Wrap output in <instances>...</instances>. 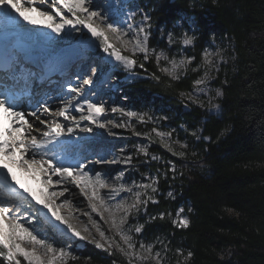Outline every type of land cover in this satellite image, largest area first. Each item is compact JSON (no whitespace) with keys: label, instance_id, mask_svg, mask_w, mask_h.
<instances>
[{"label":"snow or ice","instance_id":"6c2138e0","mask_svg":"<svg viewBox=\"0 0 264 264\" xmlns=\"http://www.w3.org/2000/svg\"><path fill=\"white\" fill-rule=\"evenodd\" d=\"M93 2L94 0H0V16L4 21L0 26V264H22L21 258L25 264L66 262L70 254L64 248L54 247L41 235L40 230L32 227L30 217L16 213L25 204L32 209L34 202L41 206L35 211L40 213L45 221L48 216L43 212L44 209L56 221L65 224L73 236L83 240L80 232L76 231L60 212L62 207H70L71 201L65 198L62 203H56L69 189L64 187L59 192L52 189L55 185L67 183L79 188L81 195H87L90 200H102L99 190L107 187V184L99 172L93 177L85 171L87 165L82 162L79 154L82 147L79 140L85 138L74 140L73 137L77 131L91 133L93 125L108 130L109 136L115 135L109 125L117 128L126 126L123 122H116L106 116V106L103 102L85 100L83 104L74 105L72 101L81 95L82 89L79 85L67 84V93H75L67 102H63L65 85H60L63 106L55 111L50 110V97L33 103L30 92L25 91L22 94L14 91L19 85H23L27 90L36 79H50L55 74L64 75L67 65L82 55L75 49L64 50L56 47L59 44L56 37H62L63 34V37L70 38L73 31L86 30L92 38L88 42L89 46L95 45L102 49L109 58H114L128 71L137 65L141 69L144 68L138 54L142 55L143 61L149 60L150 56L155 54L158 67L162 59L171 65L160 67V71L172 80H179L183 74L179 70L184 68L186 71L194 59L190 57L177 63L175 58L169 59L163 52L155 53V49L149 47L150 16L144 14L136 26L129 23L134 19L135 12L124 11L128 0H105L103 9H94ZM188 22L194 23V18H188ZM25 25L49 31L33 33ZM21 34H26L31 43L21 46L18 43ZM39 37L46 38L49 45L40 47ZM96 41L98 45L95 44ZM169 42H172L171 33ZM193 43L194 37L185 33L183 45L187 47ZM211 56L212 53L204 49V62L214 67ZM91 71L92 76L82 79L83 85L94 83L92 77L96 75V69ZM208 76L209 72L205 71L204 76L194 81V84H205ZM76 78L80 80L81 75L77 74ZM153 78L159 79L155 74ZM23 95L28 96L27 104L22 98ZM222 95L223 92L217 89L216 96ZM212 107L219 111V105ZM110 111L113 114L120 113L122 117L147 122L145 113L125 111L119 107H111ZM73 112L79 113V117L73 115ZM147 119L150 120L151 117ZM84 122H87V125L82 127ZM153 131L161 138L162 143L165 137L170 138L172 135L171 132L165 133L156 129ZM165 147L174 156L185 155L184 152L174 151L171 144H165ZM139 151L147 155L145 148H140ZM152 159L157 160L158 157L152 156ZM116 179L121 180L122 174ZM155 184L156 181L153 180L151 184L138 186L144 189L143 195L146 198L141 200V193H135L136 201L131 205V209H138V205L147 207L149 201L156 203L153 195L148 194L149 190L153 194L158 191ZM118 191L132 192V188L125 189V186L120 184ZM91 207L96 211L95 204ZM183 212V208L178 210L173 223L180 228H188L189 220L181 215ZM127 213L128 209H125V216ZM160 218L162 219L163 215ZM123 223L124 217L121 218L120 225L113 221L122 242H116L115 247L126 258V264H163L164 257L161 253H166L167 245L159 251H154V244L137 242L121 227ZM142 229L143 225L134 226L135 233H141ZM100 236L103 238L104 232L101 231ZM95 247L108 252L99 242ZM108 255L115 253L108 252ZM192 255L189 251L185 259L191 258Z\"/></svg>","mask_w":264,"mask_h":264},{"label":"trees","instance_id":"16d2710c","mask_svg":"<svg viewBox=\"0 0 264 264\" xmlns=\"http://www.w3.org/2000/svg\"><path fill=\"white\" fill-rule=\"evenodd\" d=\"M144 3L157 26H169L180 13L194 18L191 51L195 62L213 38L227 43L228 55L216 76L223 92L220 115L183 97L197 79L192 69L172 80L161 73L156 61L140 60L147 77L124 85L137 105L141 100L164 104L176 125L201 127L208 137L193 158L168 154L175 171L170 166H153L162 195L152 205L155 219H145V232L148 236L166 234L173 252L182 243L185 252L193 254L187 260L163 264H264V0ZM156 148L164 151L159 144ZM169 187L176 189L177 202L190 205L188 228L174 225L169 216L178 204L163 196ZM114 253L108 255L86 244L76 250L69 264H126L122 254Z\"/></svg>","mask_w":264,"mask_h":264},{"label":"rangeland","instance_id":"374dc122","mask_svg":"<svg viewBox=\"0 0 264 264\" xmlns=\"http://www.w3.org/2000/svg\"><path fill=\"white\" fill-rule=\"evenodd\" d=\"M104 6L105 0H102L100 4L96 5V8L99 9ZM124 11L135 12L134 19L129 21V23H132L134 26L142 20L144 14L149 15L151 18L150 10L146 7L144 0H128V3L124 5ZM188 18L193 17L189 16L187 13H180L177 20L172 22L169 26H157L151 18L149 21L151 24L149 47L155 49V53L163 52L169 59L175 58L177 63L182 60H187L190 57L194 58L191 51L194 43L193 45L187 47L183 45L185 33L195 38L194 23L190 24L188 22ZM3 23V17L0 16V26H2ZM27 26L28 25H25V27L33 33L48 32L47 29L38 30V28H36L37 30H35L34 27L31 26L30 28V26ZM169 33L172 35L171 43L169 42ZM21 36L28 38L26 34H21ZM62 37H56L59 41L57 46L73 45L74 49L82 53V55L78 57L75 70L70 75V78L64 88V91H67L68 83H71L72 85L74 84L75 86H81V95L77 96L76 100L72 101L73 104L75 105L76 103H81V101L90 100L88 97L89 93H91V101L105 103L106 116L108 118L113 119L116 122H123L126 126L117 128L109 125V129L115 133V135L109 136L108 130L100 129L93 125V131L91 133L77 131L76 135L73 137L74 140H79L80 137L85 138L83 140H79V143L82 146L79 154L82 162L87 165L85 171L93 177H95V174L99 172L107 184V187L99 190V195L103 198L102 200H90L87 195L78 194V196H82L80 197V200L76 197L75 200H70V207H62L60 209L61 214L64 215L68 223H70L72 227L76 231L80 232V235L84 237L83 240L79 239V237L73 236L72 233L67 230V226L59 221H56L54 217H51V214L47 213L46 209L43 210V212L48 216V220L45 221L41 214L35 211L36 208H40L41 206L36 205L34 202L32 209H29L25 204L21 206L20 211L16 214L30 217L32 219V227L40 230L41 235L47 238L54 247L64 248L65 251L70 254L66 262H58V264H69V262L73 259L76 250L84 248L86 244H92L95 246L96 243L99 242L108 249V252H118L115 245L116 242L121 241L119 235L117 234V228L113 225V221H115L117 225H120L122 217H124V223L121 227L125 231H128V234L137 242L154 244V251H159L164 247V245H167L166 253H161L164 257L163 263L169 262L171 259L176 261L179 259L185 260L188 255V253L185 252L187 250L185 245L178 243L175 245L176 252H173L174 250L172 249L171 241L166 234L157 233L153 236H148L146 234L144 226L145 219L147 221L150 217H153L155 211L154 208H152V205L155 203L149 201L147 207L138 205V209H131V205L136 201L135 193L137 192L141 193V200L146 198L143 195L144 189L138 186L142 184H151L153 180L156 181L154 186L158 189V191L153 194L149 190L148 194L153 195V199L156 203L158 202L160 195H162V191L160 190L158 171L156 172L153 166L161 165L164 168L170 166L171 171L176 170L172 159L168 155H172V152L165 147V144H171L174 151L184 152V156H190L193 158L192 156L200 154L201 141L207 140L204 139L205 137L203 136L202 128H193L184 123L176 125L174 122V116L171 111L167 110L164 104L141 100L137 105L134 101H132L127 96L124 85L136 81L137 78V80H139L140 78L147 77V72L144 68L141 69L138 65L131 71L125 70L119 62L114 60V58H109L107 54L102 51V49H99L95 45L89 46L88 42L92 38L86 30H82V32L73 31L70 38ZM30 41L31 40L27 39V43H30ZM38 44L40 47H47L49 42L46 38L39 37ZM95 44L98 45V41H96ZM226 48V42L213 38L208 42L204 49H208V51L212 53L210 58L215 63L214 67L207 65L204 62L203 49L202 56L198 62H195L194 58L192 63L187 66L186 71L184 68L179 70L183 73L182 75H184L187 71L192 69L193 72L197 73V79L202 78L205 71L209 72V76L205 84L198 86L193 84L192 88L187 92H183L182 95L188 102L204 108L210 114L220 115L222 113V105L220 102L222 96H216V90H221L216 83V76L220 66L228 59ZM217 53L219 55H217ZM138 57L139 60H143L141 54H138ZM221 57H223V59H221ZM80 58L81 60L85 59L83 64L79 63ZM149 60L156 61L155 54L151 55ZM95 61H97L96 64ZM94 64L96 65V75L92 77L94 83L92 85H83L82 79L87 76H92L91 70L94 69ZM164 66L171 67L167 61L162 59L160 67ZM193 69L196 70L194 71ZM77 74L81 75L80 80H77ZM103 83L104 85L102 87L97 88L99 84L102 85ZM70 94L71 93H68V96ZM47 97L51 98V96ZM100 97L103 99L101 100ZM68 99L65 102H67ZM53 102L54 101L50 102L51 111H55L58 107L63 105L58 102H54L53 105ZM213 105H219V111L215 107H212ZM111 107L124 108L125 111L145 113L147 114V122H140L136 118L129 119L126 116L122 117L120 113L113 114L110 111ZM73 115L78 118L80 114L73 112ZM147 117H151V119L148 120ZM86 125L87 122H84L82 127ZM153 129L165 133L171 132L172 135L170 138L165 137L164 142L162 143L161 138L156 136V132H154ZM136 133H139V135ZM193 133H195V135H193ZM99 142H102L103 144L97 146V153L109 152L112 155V158L104 160V164L107 165L106 168H97V164H95V162L88 161L85 157H83L86 152H91L90 154L93 153L92 156H95L96 152L94 151V147L97 143L99 144ZM157 144H159L161 149L164 151L158 150L156 148ZM140 148H145L147 155H145L144 152L139 151ZM152 156H156L158 159L153 160ZM129 160L130 162H125ZM121 174L122 179L117 180L116 178L121 176ZM66 184L67 183L62 184V186L66 187ZM120 184H123L125 189L131 187L132 192L118 191ZM68 187H70V190H73L74 188L71 184H68ZM60 188L61 186L55 185L52 190L59 192L61 191ZM169 193H171V195H169ZM163 196L177 202L178 195L174 187H169L168 191ZM62 202L63 200L60 199L56 201L57 204ZM177 203L176 207L174 210H171L169 215L172 222L176 219V213L180 208L184 209V212L181 213V215L186 216L189 220L190 205L184 204V202L180 201ZM92 204L96 205V211H93L91 207ZM118 205L120 207H118ZM125 209H128L126 216ZM13 210H15L14 206ZM135 225H143L141 233H135ZM101 231L105 234L103 238L100 236ZM45 259H47V257H45ZM22 260L23 259L21 258V261Z\"/></svg>","mask_w":264,"mask_h":264},{"label":"bare ground","instance_id":"6f19581e","mask_svg":"<svg viewBox=\"0 0 264 264\" xmlns=\"http://www.w3.org/2000/svg\"><path fill=\"white\" fill-rule=\"evenodd\" d=\"M102 2V0H94V2H93V8L94 9H97L96 8V5L97 4H100ZM104 7H101V8H99V9H103ZM27 27H29V25L27 26ZM33 27V26H32ZM30 28H31V26H30ZM35 30H37L36 28H35ZM38 30H41L40 28H38ZM46 30V29H45ZM49 31V30H48ZM48 41V40H47ZM49 42V41H48ZM28 44H30V43H26V45H28ZM70 50H72V49H70ZM78 58H76V59H74L75 60V62H73L72 63V67H73V69L76 67V63H77V60ZM85 62V59L84 60H81V58H80V60H79V63H84ZM97 63V61H95V64ZM94 64V65H95ZM93 65V66H94ZM102 66V65H101ZM105 66V65H104ZM103 66V67H104ZM95 67H96V65L94 66V69H95ZM98 67V66H97ZM102 69V68H101ZM71 71H72V68H71ZM85 73V72H84ZM70 76V75H69ZM72 78V77H71ZM82 85V84H81ZM104 85V83L101 85V84H99L98 86H97V88H99V87H102ZM20 86H23V85H20ZM46 85L44 84L43 86H41L40 87V89H38V91H37V95H38V93H40L41 92V94L43 93V92H48V94H50L49 93V91H51L50 89H45V90H43L42 91V89H44V87H45ZM73 86H75L74 84H73ZM59 91H61V90H59ZM58 92V91H57ZM65 92V91H64ZM66 94L63 96V102H65L70 96H74V94L75 93H71L69 96H68V93L67 92H65ZM52 95H54V94H52ZM92 94L91 93H89V99L90 100H92L91 98H90V96H91ZM100 99L102 100L103 98L102 97H100ZM54 102L56 103V102H58V103H62V100H61V96H60V94L57 96V97H55V100H54ZM54 102H53V105H54ZM85 101H81V104L82 103H84ZM63 104V103H62ZM52 105V104H51ZM63 106V105H62ZM61 106V107H62ZM54 109V108H53ZM56 109V108H55ZM54 111V110H53ZM34 134H38V133H34ZM101 144H103L102 142H99V144L97 143V145H95V147H94V151L96 152V155L95 156H92L93 155V153L92 154H90V153H88V152H86V153H84V155H83V157H85V159L86 160H88V161H93V162H95V164H97V168H106L107 167V165H105L104 164V160L105 159H107V158H112V155L109 153V152H107V153H97V146L98 145H101ZM91 151V150H90ZM93 151V150H92ZM97 160H100V161H102L101 163H96V161ZM58 186H61V191L63 190V186L62 185H58ZM66 187L69 189V191L68 192H66L65 194H64V196L63 197H60L59 199L60 200H64L65 198H68L69 200H75L76 199V197H77V199L78 200H80V197H82L81 195L80 196H78V194H81L80 193V190H79V188H76L75 186H74V188H73V190H75V191H73V190H70V187H68V184H66ZM77 193V194H76ZM66 208H68V206H65Z\"/></svg>","mask_w":264,"mask_h":264}]
</instances>
